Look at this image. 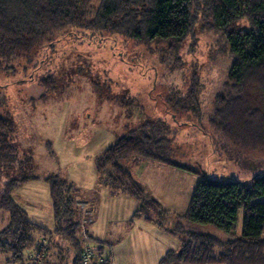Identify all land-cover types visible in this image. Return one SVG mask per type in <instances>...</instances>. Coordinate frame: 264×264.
<instances>
[{
	"label": "trees",
	"instance_id": "1",
	"mask_svg": "<svg viewBox=\"0 0 264 264\" xmlns=\"http://www.w3.org/2000/svg\"><path fill=\"white\" fill-rule=\"evenodd\" d=\"M194 31L219 35V51L230 59L209 107L204 111L199 99L200 69L196 66L184 95L171 96L172 90L164 93L162 89L154 98L150 94L170 120L164 114L153 116L154 108H144L148 117L95 157V171L101 184L139 201L134 218L165 220L168 231L181 235L178 249L167 251L159 264H264V173L238 180L207 168L181 165L175 157L177 134L189 124L196 125L211 146L216 147L214 138L219 135L241 150H264V0H100L97 6L93 0H0V74L31 68L29 74L12 82L34 80L33 72L70 34L97 45L109 40L113 50L119 41H132L157 59L161 65L157 68L167 63L172 68L181 63L183 44ZM39 80L46 92L54 89L53 75H43ZM6 85L9 83L0 87ZM250 89L263 98L260 106L248 100L246 92ZM129 99H121L118 106L121 110L130 106L127 115L132 118L137 110L141 118L142 113L133 109ZM204 115L207 127L200 123ZM14 131L13 122L0 114V172L10 173L0 184V210L9 214V223L0 230V253L7 264H83V234L79 229L84 233L83 222L89 217L92 221L93 212L85 215L72 184L58 175H47L44 180L49 187L54 226L48 228L29 218L11 194L37 177L27 172L32 159L14 144ZM138 160L199 175L184 214L161 208L137 183L127 164ZM162 221L156 224L164 228ZM202 226H213L227 236L203 233L199 230ZM93 246L96 257L106 259L102 264H111L104 246L97 241Z\"/></svg>",
	"mask_w": 264,
	"mask_h": 264
},
{
	"label": "rangeland",
	"instance_id": "2",
	"mask_svg": "<svg viewBox=\"0 0 264 264\" xmlns=\"http://www.w3.org/2000/svg\"><path fill=\"white\" fill-rule=\"evenodd\" d=\"M93 4L99 5L100 0H93ZM112 44L107 40L97 45L70 34L50 51V58L43 66L33 72L34 80L12 82L31 68L28 71L17 68L16 72L0 74V86L9 83L0 87V114L6 115L15 125L13 142L21 152L31 157L32 163L28 164L27 172L37 177L15 189L11 194L13 200L25 208L32 219L36 217L32 210L36 209L41 221H52L48 186L44 177L58 175L72 184L83 197L88 212L94 214V222L90 225H98L106 233L101 238L108 242L121 239L123 243L117 244L115 248L120 247L119 251L122 249L134 261L133 252H138L141 243L136 238V230L130 229L129 221L144 220L133 219L136 203L129 198H122V195L114 197L111 192H103L95 200L92 190L85 185L93 186L98 179L94 167L95 157L140 120L147 118L144 108H154L153 116L164 114V118L170 120V115L157 108L156 100L151 99V96H157L161 89L164 93L172 90L171 96L184 95L191 83L192 68L196 66L200 69L199 99L205 111L212 102L215 88L220 87L225 78L230 59L219 51L220 36L212 32L194 31L183 44L181 63L172 68L168 67V63L166 67L157 68V59L146 48L136 46L132 41H119L116 50H113ZM33 74L30 73V76ZM43 75L55 77L53 90L46 92L40 85L39 78ZM246 95L250 103L253 101L257 107L263 103L257 90L250 89ZM127 98H132L133 109L140 110L141 118L137 110L132 118L127 115L125 111L130 106L122 104L125 110L118 106L121 99ZM187 114L191 121V113ZM182 120L186 122L187 119L184 117ZM200 123L204 127L208 126L205 115ZM198 129L196 125L189 124L178 132L176 145H179V149L175 156L178 163L193 169L207 168L220 176L238 180L264 173V150H241L219 135L214 138V142H217L214 147L208 140H203ZM134 163L130 161L127 167L135 169L138 164ZM163 169L171 170V176L165 179L161 176L149 177L146 180L156 186L161 208L174 214H184L200 177L176 168L164 166ZM9 170H15V167ZM9 174L0 172V184ZM14 174L17 176L19 173ZM28 204L29 207H26ZM242 216L241 211L239 230ZM153 221L158 223L162 220L156 218ZM8 223V212L0 210V230ZM161 223L167 231L158 230L160 225H157L158 234L149 244L150 249L153 244L155 247L149 249L148 261L153 252L176 249L181 241V235L168 231L167 221ZM199 230L217 238L227 236L213 226H202ZM113 244L104 242L106 257H112Z\"/></svg>",
	"mask_w": 264,
	"mask_h": 264
},
{
	"label": "crops",
	"instance_id": "3",
	"mask_svg": "<svg viewBox=\"0 0 264 264\" xmlns=\"http://www.w3.org/2000/svg\"><path fill=\"white\" fill-rule=\"evenodd\" d=\"M134 164H138L135 169H130V167L128 168L130 170V172L132 173L134 179L137 181V183L145 190V192L152 198L156 199L159 203L160 201L158 200V193H157V189H156V186H153L152 183H149L148 181L149 180H146L148 179L149 177H156V176H161L163 177L164 179L168 176H171V170L170 171H166V169H163L164 166L165 167H169V168H176V167H172V166H168V165H164V164H158V163H155V162H151V161H146V160H138L136 161ZM178 169V168H176ZM181 170V169H179ZM186 172V171H185ZM86 187H88L87 189L89 190H92L93 192V196L95 198V200L97 201V197L102 194L103 192H111V194L115 197V196H119V195H122V198H129L131 200H133L136 205H135V209H134V212H133V219H134V215L137 213V211L139 210V206H140V203L139 201H137L136 199H134L133 197L127 195L126 193L124 192H120V191H112V189H110L109 187L107 186H104L103 184H101L99 182V180L97 179L96 182L93 184V186H88L87 184H85ZM48 186V184H47ZM169 192V191H168ZM48 193H49V187H48ZM110 194V193H109ZM161 194V193H160ZM49 198H50V195H49ZM79 198H80V203L81 204H84V208H87L88 209V206H87V203L85 202V200L83 199L82 196L79 195ZM98 203V202H97ZM26 207H29V204L26 206ZM49 207H51V210H52V203H51V198H50V203H49ZM81 208H83L82 206H80ZM25 209V208H24ZM89 210V209H88ZM26 211V209H25ZM50 211L48 210V213ZM32 213L33 215H35L36 217L33 216V219L29 216V218L42 225V226H45V227H48V228H53L54 226V218H53V211L50 212V216H52V221H41L39 219V213L35 210H32ZM52 214V215H51ZM132 219V220H133ZM138 219H142L144 221H129V227L131 230H136V234H137V240L140 241V246L138 248V252L135 251L133 252L135 254L134 256V261H132L130 259L131 256H127L121 249V251H119V248H115L117 246V244H122L123 241L121 239H119V241H115V240H112V241H109V242H113V255L112 257L110 256V260H111V264H159V261L160 259L165 255V253L169 250H173L171 248L163 251V252H159V253H154L153 252V255L151 257V260L148 261L147 259L148 256L150 255V240H153L154 238H156V234L157 231H156V227H157V224L155 221H153L154 219H151V220H146L144 217H138ZM92 222L94 221H91L90 222H87L85 223V230L88 231L89 235L91 236L93 242H99L100 245H103L104 248H105V245H104V242L106 243H109L107 240L101 238L103 236H106V233L102 230V229H99V226L96 225V226H92L90 224H92ZM94 224V223H93ZM161 229V231H167L166 229L164 228H158V230ZM80 232H81V236L83 234V231H82V228H80ZM79 233V232H78ZM179 245H180V240H179ZM155 247V245H151V249ZM179 247V246H178ZM150 249V250H151ZM178 249V248H176ZM1 254V253H0ZM53 255V253H51ZM1 254V259H0V264H7L5 262V257ZM53 260H55V256H52ZM113 258V260H112ZM160 258L158 261L156 259ZM157 261V262H156ZM177 264H180V263H177Z\"/></svg>",
	"mask_w": 264,
	"mask_h": 264
},
{
	"label": "built area",
	"instance_id": "4",
	"mask_svg": "<svg viewBox=\"0 0 264 264\" xmlns=\"http://www.w3.org/2000/svg\"><path fill=\"white\" fill-rule=\"evenodd\" d=\"M79 205L85 210V215L90 216L87 208H84V204L79 202ZM90 217L84 220V224L90 222ZM94 242L89 235L88 231L85 230L83 233V251L81 254V259L83 264H102L105 263L106 259L104 257H96L95 248L93 246Z\"/></svg>",
	"mask_w": 264,
	"mask_h": 264
}]
</instances>
